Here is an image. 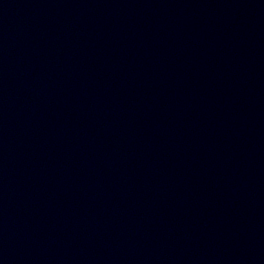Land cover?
Instances as JSON below:
<instances>
[{
    "label": "water",
    "instance_id": "water-1",
    "mask_svg": "<svg viewBox=\"0 0 264 264\" xmlns=\"http://www.w3.org/2000/svg\"><path fill=\"white\" fill-rule=\"evenodd\" d=\"M0 264H264V0H0Z\"/></svg>",
    "mask_w": 264,
    "mask_h": 264
}]
</instances>
